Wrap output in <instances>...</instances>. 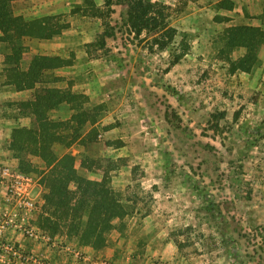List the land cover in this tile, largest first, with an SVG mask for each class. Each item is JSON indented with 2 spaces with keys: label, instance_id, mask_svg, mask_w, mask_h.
Masks as SVG:
<instances>
[{
  "label": "rangeland",
  "instance_id": "rangeland-1",
  "mask_svg": "<svg viewBox=\"0 0 264 264\" xmlns=\"http://www.w3.org/2000/svg\"><path fill=\"white\" fill-rule=\"evenodd\" d=\"M149 1L137 31L123 0H7L0 173L30 175L39 209L0 194V264H264V29L245 23L264 0ZM39 56L57 59L29 70ZM54 175L75 206L60 227Z\"/></svg>",
  "mask_w": 264,
  "mask_h": 264
},
{
  "label": "trees",
  "instance_id": "trees-1",
  "mask_svg": "<svg viewBox=\"0 0 264 264\" xmlns=\"http://www.w3.org/2000/svg\"><path fill=\"white\" fill-rule=\"evenodd\" d=\"M123 1H126V5H127V15H128V18L129 20L131 21L132 23V27L135 28L137 31H141L143 28L145 29H152V24L154 25L155 22L157 23V19H155L156 16H154L155 12H154V9L155 7H158L160 6V3L158 2H152V1H149V0H123ZM112 3V0H105V4L107 6H110ZM15 22V19L12 18L11 16V13L9 11V9L7 8V0H0V27L2 29H5L4 31L6 32V27H8V25H10V23H14ZM250 30H254V28H251L250 26L249 27H237L234 29L233 33L231 34V38L230 40L231 41H244L245 39H253L254 38V35H251V33L249 32ZM258 31V30H257ZM259 31H261L259 29ZM263 34L264 36V33H261ZM111 35V32H107L106 30H104L101 34H100V38L99 40V44L102 46L105 44V37L106 36H110ZM246 43V42H245ZM40 59L43 60L42 63H39L41 61H39ZM52 59H57V57L53 58V57H48V56H39V57H35L33 60H32V64L29 66V70H31L32 68V65L35 66V67H39L38 69H42V68H48L51 64L48 62V61H51ZM175 61H178V58L175 60ZM59 62V60H58ZM175 63V62H174ZM244 68V66H243ZM28 70V71H29ZM28 71H20L22 75L26 76V74L28 73ZM25 82H22V85L20 86V88H23L25 87ZM47 92L53 94V95H56L59 97V94L61 93V91L57 88H53V89H48ZM51 98V97H50ZM41 137L43 135V139H45V144H44V147L43 149H48V147L50 146L51 142L53 141H56V139H58L59 137L58 136H55L54 134L53 135H44V133H41L40 134ZM46 139H49L48 142H46ZM48 143V144H46ZM72 159V157H71ZM64 165V164H63ZM66 166V165H65ZM67 170H68V173L69 172H73V170L67 166ZM63 171H65V169H63ZM61 171V172H63ZM55 178L59 181V227L61 226V222L65 223V221L63 219H61V217H63L62 214H60V211L61 210H66L67 212H73L74 211V208L75 206L74 205H70L69 202H68V198L64 199L63 198V193L64 191L62 190V187H63V182H64V179L59 175H54ZM53 179V178H51ZM54 187H52V183L48 182V184L46 185V194H45V198L49 204V207L52 206L56 200H55V196H54ZM57 210L56 209H53L51 208L49 210V214H51V216H53V219H51L49 216H45V218H43V221H46V223H49L51 222L52 225L49 223V224H45L43 225L44 227L46 228H54L53 227V224H57L55 222V219L57 218ZM99 212H97L96 210H94L92 212V214L89 216V219H91L92 221V218H97ZM113 215H115V212L114 210H112L110 208L109 210V217H112ZM71 221V220H70ZM70 229L71 231L73 230L75 232V228H76V225L74 224V222L71 221V224H70ZM95 226H91L89 224V226L87 225V229H84L82 230L83 233L85 235H87V237H85L83 234H79L80 235V240H83L85 242L89 241L88 239H90V235L94 233V228ZM89 234V236H88ZM85 242H83L85 244Z\"/></svg>",
  "mask_w": 264,
  "mask_h": 264
},
{
  "label": "built area",
  "instance_id": "built-area-1",
  "mask_svg": "<svg viewBox=\"0 0 264 264\" xmlns=\"http://www.w3.org/2000/svg\"><path fill=\"white\" fill-rule=\"evenodd\" d=\"M0 177V194L5 200L16 203L23 212V218L38 211V202L33 196L34 180L30 175L5 164L1 168ZM22 231L29 237H38V233L33 228L24 227Z\"/></svg>",
  "mask_w": 264,
  "mask_h": 264
},
{
  "label": "crops",
  "instance_id": "crops-1",
  "mask_svg": "<svg viewBox=\"0 0 264 264\" xmlns=\"http://www.w3.org/2000/svg\"><path fill=\"white\" fill-rule=\"evenodd\" d=\"M263 13H264V11H263ZM245 23L246 24H249V25H256V26H259V27H261V28L264 29V14H263L262 17L258 18L257 20L256 19H253L251 22L246 21Z\"/></svg>",
  "mask_w": 264,
  "mask_h": 264
}]
</instances>
